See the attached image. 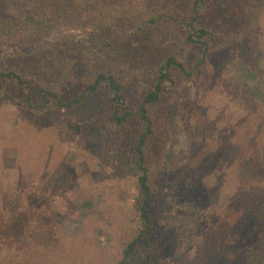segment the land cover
I'll return each mask as SVG.
<instances>
[{
  "label": "rangeland",
  "instance_id": "1",
  "mask_svg": "<svg viewBox=\"0 0 264 264\" xmlns=\"http://www.w3.org/2000/svg\"><path fill=\"white\" fill-rule=\"evenodd\" d=\"M214 1L209 8L219 10L213 25L220 33L224 30L228 37L239 32L260 34L264 26V0H248L250 5L243 0ZM247 6L256 9L254 18L257 13L262 14L261 27L251 17L252 12L247 14L250 18L245 16L246 24L242 27L229 18L233 17L232 9H246ZM80 10L66 15L71 18L59 15L54 18L56 29L52 31L54 35L47 34L46 43L34 45L15 41L0 48V71L13 69L27 81V85L15 88V81L10 77L1 82L0 264H14L16 238L20 236L45 250L48 258L59 242V234L63 241V237L70 239L72 231L74 240H83L87 247L94 243L98 248L97 264H116L118 243L113 235V238L108 237L110 231L115 230L116 222L113 220V224L108 225L106 215L111 220L118 213L128 214L139 195L136 172L127 168L133 158L130 149L136 132L135 122L132 119L123 124L113 122L105 92H97L76 106L58 110L53 96L47 95L45 100L38 91H49L62 101L76 96L98 70L104 69L103 64L91 58L92 51L95 50L96 55V51L101 53L109 49L102 45L105 38L112 42L117 40L124 55L129 57L131 61L125 65L127 71L130 65L135 66L136 71H145L154 56L168 52L190 65L198 58V52L186 49L181 43V31L175 25L165 20V16L150 23L151 13H142L137 3L129 9H121L119 17L105 23L108 29L105 33L98 32L90 23L84 24L85 17ZM178 10L175 5L167 4L163 9L152 11L158 15ZM238 38V35L230 37L235 42L229 40L227 44L221 37V42L212 45L205 61L195 69L191 80L182 83L193 94L192 99H182L179 108L174 105L180 100L175 102L169 98L164 102L167 113H171L170 120L180 123L176 132L177 146L184 148L195 139L199 143L198 147L193 145V160L201 164V171H208L199 179L201 185L208 186L214 181L208 158L213 150L211 146H223L225 135L229 138L236 124H241L245 118L234 92L224 85L217 87L211 98L217 113L208 109L207 101L198 99L201 88L211 86L219 68L227 65V45L237 48L236 54L244 53ZM122 69L120 63L113 68L128 87L134 88L136 81ZM232 112L235 116H231ZM192 134L198 136L193 138ZM151 168L157 169L154 163ZM76 188L96 204V211H102L101 215L91 213L88 221L82 220V228L78 227L76 210H73L78 198ZM212 214L210 208L202 214L196 212L195 216L203 219L199 222L200 230L197 233L188 230L195 244L179 257L189 261L187 264H194L195 257L203 260L205 244H214L221 236L227 215L222 212L209 217ZM215 248L211 246L208 254ZM183 261L180 264H184Z\"/></svg>",
  "mask_w": 264,
  "mask_h": 264
},
{
  "label": "trees",
  "instance_id": "2",
  "mask_svg": "<svg viewBox=\"0 0 264 264\" xmlns=\"http://www.w3.org/2000/svg\"><path fill=\"white\" fill-rule=\"evenodd\" d=\"M214 0H0V48L15 41H25L34 45L46 43L47 34L54 35L56 29L53 19L66 16L81 9L85 23L96 26V30L105 33V23L112 22L120 16L121 9H129L136 4L142 13H151L150 23L154 19L165 16L181 31V43L186 49L198 52L194 65L187 64L173 52L156 55L145 71L125 65L131 60L124 55L117 40H102L108 50L99 53L92 51L91 61L100 62L104 69L98 70L76 96L62 101L46 90L39 94L46 100L47 95L55 98L54 105L58 110L81 103L97 92L107 95V109L113 122L123 124L132 119L136 124V132L131 145L133 157L127 168L136 172V188L139 193L131 211L127 214L106 215L108 225L113 224L108 237L118 243V259L116 264H180L182 254L189 252L194 246V238L189 233L200 230L195 216L205 209L211 210L212 216L225 212L227 220L222 234L216 243L205 244L203 260L192 259L194 264H264V26L260 34L243 32L238 44H242V54H236L237 48L227 45V65H222L213 76L211 86L201 88L199 101H207L208 109H213L211 98L213 91L224 85L234 92L235 100L240 103L244 121L236 124V130L228 138L225 135L223 146L212 147L208 158L214 181L210 185H201L199 179L208 171H201V164L193 160V145L198 147L197 139L184 148L178 147L176 132L180 123L170 120V114L164 102L171 98L180 100L174 108H179L181 100L192 99L188 87L182 83L192 78V74L212 51V45L235 42L233 36L228 37L213 25L217 11L209 8ZM245 4H251L243 0ZM175 5L174 13H158L166 5ZM232 9L231 18L238 26H244L245 16L256 9ZM59 15V16H58ZM224 16V15H223ZM260 16L256 14L258 27ZM264 16V12H263ZM71 18L70 16H66ZM248 17V16H247ZM250 18V17H248ZM241 19V20H240ZM210 22V23H209ZM212 23V24H211ZM52 33V34H51ZM160 40L157 41V43ZM49 42V41H48ZM232 44V43H231ZM240 50V49H239ZM136 81L134 88L122 80L119 73L114 72L116 64ZM109 67V69H107ZM140 76V77H139ZM10 77L15 81L14 88L27 85L13 69L0 71L1 82ZM138 82V83H137ZM129 88V89H128ZM29 105L28 99H26ZM214 112L218 109L214 107ZM172 116V115H171ZM231 116H235L232 112ZM169 117V118H168ZM229 125V124H227ZM183 126H186L185 124ZM229 127V126H228ZM231 132L230 130H227ZM194 135V134H192ZM198 135H194L197 137ZM155 164L157 169L151 168ZM175 176V177H174ZM160 179L162 182L160 183ZM75 193L78 198L73 210H76L78 227L82 228V220L91 219L96 211V204L89 197ZM83 196V197H82ZM205 201L207 204H205ZM203 204V206H200ZM211 204H214L213 206ZM222 207H225L223 210ZM222 209V210H221ZM203 210V211H202ZM108 211H111L109 208ZM97 213V214H98ZM80 217V218H79ZM101 217V216H100ZM120 220H119V218ZM118 218V220H117ZM81 224V225H80ZM77 227V229H78ZM193 228V229H192ZM191 229V230H190ZM189 230V231H188ZM73 231L70 236L63 237L47 258L45 250L35 247L22 237L16 238L17 246L13 254L14 264H97V249L94 243L89 247L84 241L74 240ZM202 237V236H201ZM199 242L200 236L198 235ZM83 239V238H81ZM206 240V239H205ZM12 241L9 239V243ZM218 243V244H217ZM216 247L213 252L209 248ZM166 252V253H165ZM45 256V257H44ZM189 261L184 260L187 264Z\"/></svg>",
  "mask_w": 264,
  "mask_h": 264
}]
</instances>
